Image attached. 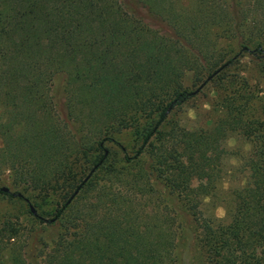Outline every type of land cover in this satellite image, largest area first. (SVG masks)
Instances as JSON below:
<instances>
[{"label": "trees", "instance_id": "1", "mask_svg": "<svg viewBox=\"0 0 264 264\" xmlns=\"http://www.w3.org/2000/svg\"><path fill=\"white\" fill-rule=\"evenodd\" d=\"M243 56L264 72V0H192L188 10L173 0H0V198L29 216L0 221V264H178L162 201L171 192L141 175L120 192L94 183L124 180L105 143L134 164L193 88L223 82ZM220 106L198 145L217 149L238 132L251 149L229 222L201 247L214 264H264V140L245 106ZM129 128L139 142L130 157L117 139Z\"/></svg>", "mask_w": 264, "mask_h": 264}, {"label": "rangeland", "instance_id": "2", "mask_svg": "<svg viewBox=\"0 0 264 264\" xmlns=\"http://www.w3.org/2000/svg\"><path fill=\"white\" fill-rule=\"evenodd\" d=\"M191 1L173 0L176 9L184 10L189 9ZM138 16L149 27L162 30L160 22L151 20L145 11L140 10ZM231 44L230 48L235 50ZM223 45L220 42V47ZM200 85L192 89L195 93L190 99L170 112L159 130V140H152V146L145 148L134 164H124L119 150L105 143L111 151L107 165L115 170L122 168L119 174L124 180L107 183L106 177L100 174L94 182L120 192L128 188L130 179L141 175L140 183H145L148 177V186L154 192L165 196L171 192L162 201L169 207L173 226H177L178 264H214L201 246L208 241L215 226L229 222L234 192L246 181L243 160L251 144L245 136L229 133L217 149H205L196 142L200 131L210 129L222 117L221 101L233 100L234 105L245 106L243 119L255 120L258 141L264 140V72L259 63L243 56L225 71L223 82ZM134 134L135 129L129 128L117 136L129 157L139 145ZM138 204L146 214L154 212L153 201L148 203L142 199ZM15 218L20 224L28 225L29 216L17 200L0 198V221Z\"/></svg>", "mask_w": 264, "mask_h": 264}, {"label": "water", "instance_id": "3", "mask_svg": "<svg viewBox=\"0 0 264 264\" xmlns=\"http://www.w3.org/2000/svg\"><path fill=\"white\" fill-rule=\"evenodd\" d=\"M203 84H201L199 87H201ZM1 191H6V188H1ZM30 212L34 215V211L31 207H29Z\"/></svg>", "mask_w": 264, "mask_h": 264}, {"label": "clouds", "instance_id": "4", "mask_svg": "<svg viewBox=\"0 0 264 264\" xmlns=\"http://www.w3.org/2000/svg\"><path fill=\"white\" fill-rule=\"evenodd\" d=\"M223 214H224L223 211H221L220 215L223 216Z\"/></svg>", "mask_w": 264, "mask_h": 264}]
</instances>
